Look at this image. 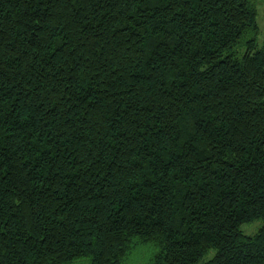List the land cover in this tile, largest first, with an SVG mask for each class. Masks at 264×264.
Instances as JSON below:
<instances>
[{
	"label": "trees",
	"instance_id": "16d2710c",
	"mask_svg": "<svg viewBox=\"0 0 264 264\" xmlns=\"http://www.w3.org/2000/svg\"><path fill=\"white\" fill-rule=\"evenodd\" d=\"M246 5L0 0V264H264Z\"/></svg>",
	"mask_w": 264,
	"mask_h": 264
},
{
	"label": "rangeland",
	"instance_id": "374dc122",
	"mask_svg": "<svg viewBox=\"0 0 264 264\" xmlns=\"http://www.w3.org/2000/svg\"><path fill=\"white\" fill-rule=\"evenodd\" d=\"M258 19H259V24H260L261 29L263 31V37H264V20H262L260 16ZM261 225H262V222L258 221L256 223L244 225L242 230L244 231L245 234L252 235L256 231L259 230ZM151 249H152V247H143L142 249H138L132 257V262L135 264L146 263L149 259L152 258L153 250H151Z\"/></svg>",
	"mask_w": 264,
	"mask_h": 264
},
{
	"label": "snow or ice",
	"instance_id": "6c2138e0",
	"mask_svg": "<svg viewBox=\"0 0 264 264\" xmlns=\"http://www.w3.org/2000/svg\"><path fill=\"white\" fill-rule=\"evenodd\" d=\"M246 6L257 9L259 16L262 20H264V0H247Z\"/></svg>",
	"mask_w": 264,
	"mask_h": 264
}]
</instances>
